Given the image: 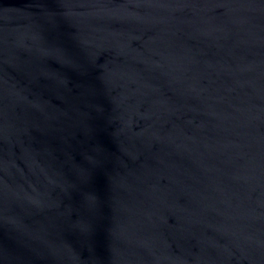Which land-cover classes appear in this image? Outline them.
<instances>
[{
    "label": "water",
    "instance_id": "1",
    "mask_svg": "<svg viewBox=\"0 0 264 264\" xmlns=\"http://www.w3.org/2000/svg\"><path fill=\"white\" fill-rule=\"evenodd\" d=\"M0 264H264V0H0Z\"/></svg>",
    "mask_w": 264,
    "mask_h": 264
}]
</instances>
